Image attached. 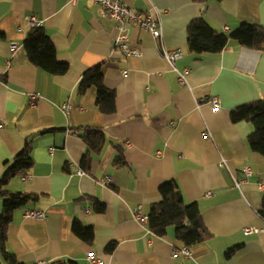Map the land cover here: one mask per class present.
Instances as JSON below:
<instances>
[{
  "label": "crops",
  "instance_id": "obj_1",
  "mask_svg": "<svg viewBox=\"0 0 264 264\" xmlns=\"http://www.w3.org/2000/svg\"><path fill=\"white\" fill-rule=\"evenodd\" d=\"M125 3L160 17L159 41L129 28L126 45L140 51L139 57L123 52L117 23L88 0H0V179L30 140L34 165L25 172L28 180L22 182L20 173L7 189L38 196L14 212L7 251L23 264H89L91 252L104 264H264V219L258 214L264 158L247 142L253 126L231 121L233 110L264 100V53L229 41L222 53L198 57L188 49V27L205 12L204 5ZM32 18L34 27L49 34L58 60L69 65L65 75L50 76L28 62L24 40L34 28ZM205 18L228 37L243 24L264 27V0L210 2ZM161 46L182 53L178 72L164 60ZM98 65L106 87L116 92L113 114L97 109L96 88L83 96L77 92L83 74ZM186 71L182 85L178 73ZM32 95L38 96L35 103ZM213 98L220 108L211 105ZM65 104L71 106L68 113ZM85 128L101 129L107 140L87 169L82 166ZM117 148L125 155L122 166L114 164ZM246 167L254 172L247 180ZM105 178L112 183L102 184ZM170 180L179 184L187 203L199 205L210 232L204 243L190 248L188 258L173 227L158 237L133 218L138 207L148 216L160 200V186ZM92 198L105 204L104 213L94 212ZM27 210L46 218H26ZM74 221L93 229V243L72 233ZM247 227L261 232L245 236ZM111 242L116 247L108 252Z\"/></svg>",
  "mask_w": 264,
  "mask_h": 264
},
{
  "label": "trees",
  "instance_id": "obj_2",
  "mask_svg": "<svg viewBox=\"0 0 264 264\" xmlns=\"http://www.w3.org/2000/svg\"><path fill=\"white\" fill-rule=\"evenodd\" d=\"M194 3L205 7L210 2L221 3L223 0H192ZM205 12L201 17L192 21L188 27V49L198 57L203 55H216L222 53L229 41H235L240 46L255 52L264 53V27L254 24H243L231 36H227L211 27L205 18ZM28 62L43 70L50 76H62L69 70V65L58 60V52L43 27H34L29 30L24 40ZM96 88L98 96L97 109L107 115L116 110V92L105 85L103 67L98 65L86 71L78 85V94L83 96L86 92ZM233 124L248 122L253 126L252 133L247 142L250 149L264 158V100H258L243 105L231 112ZM82 139L87 145V153L83 158V169L90 167L93 156L100 155L107 143L105 133L98 128H85ZM118 155L114 164L122 166L126 164L124 152L117 148ZM34 165L32 147L27 140L24 149L14 158L12 163L5 165V171L0 179V200L2 201V214L0 216V249L3 264H23L18 258L10 254L6 248L8 227L16 210L37 201V195L15 192L7 189V186L18 176L26 172ZM160 200L151 205L147 216V228L158 237H164L169 228L175 229V238L185 248H191L204 243L209 237L200 207L197 203H187L179 184L175 180L164 182L159 188ZM94 212H105V204L92 198ZM258 214L264 219V197ZM71 231L83 242L91 244L94 241L92 228L84 226L80 221H74ZM116 245L111 242L107 246L108 252H113ZM234 250H231L232 253ZM55 262L52 264H63Z\"/></svg>",
  "mask_w": 264,
  "mask_h": 264
},
{
  "label": "built area",
  "instance_id": "obj_3",
  "mask_svg": "<svg viewBox=\"0 0 264 264\" xmlns=\"http://www.w3.org/2000/svg\"><path fill=\"white\" fill-rule=\"evenodd\" d=\"M74 4L83 1V0H70ZM91 3L99 6L106 17H109L113 19L117 23V28L122 32V36L119 38V41H121L122 44V50L125 54L129 56H134V57H139L141 56V52L132 48H129L126 45V42L128 41V33H129V28L134 27L140 30H143L147 33H149L156 41L161 40L162 38V28H161V21L159 15H156L151 12L143 13V12H138L133 10L131 7H129L126 3L125 0H88ZM30 23V27L35 26V19L32 18ZM18 49L17 44L13 43L11 45V51L12 53H16V50ZM161 53L164 58V60L169 64L170 68L174 72H178L176 69V62L180 59L182 56V53L178 50H169L165 48L164 46H161ZM8 65L9 62H8ZM188 71L185 73L179 72V78L181 81V84L184 85L186 83V75ZM31 102L35 103L38 100V96L32 95L31 96ZM211 105L215 108L218 109L220 108V101L218 98H213L209 101ZM71 109V106L69 105H63L62 110L65 113H68ZM3 124L0 125V130H2ZM1 142V141H0ZM222 165L226 166V163L223 162ZM79 175H82V172H78ZM243 174L245 175V178L252 177L254 172L252 168L246 167L243 169ZM21 180L22 182H26L28 180V177L24 174L21 173ZM111 178H105L101 183L104 185H109L112 183ZM241 184V181L235 180V185L237 188H239ZM259 190L264 191V181H262L259 184ZM208 197H212V193L207 194ZM90 211L88 210L87 213ZM25 217L29 219H45L46 215L44 212L41 211H34V210H27L25 212ZM133 218L140 222L143 225L147 226V217L143 215L141 207H138L133 211ZM149 231V230H148ZM261 230H258L257 228L254 227H247L244 228L243 234L245 236H251L255 234H259ZM182 255L185 258H188L190 256V248H184L181 250ZM176 255L178 253L176 252ZM89 264H104L103 261L98 259L96 257V254L91 252L87 256Z\"/></svg>",
  "mask_w": 264,
  "mask_h": 264
},
{
  "label": "rangeland",
  "instance_id": "obj_4",
  "mask_svg": "<svg viewBox=\"0 0 264 264\" xmlns=\"http://www.w3.org/2000/svg\"><path fill=\"white\" fill-rule=\"evenodd\" d=\"M24 174H25V172H23ZM27 177H28V175L27 174H25Z\"/></svg>",
  "mask_w": 264,
  "mask_h": 264
},
{
  "label": "water",
  "instance_id": "obj_5",
  "mask_svg": "<svg viewBox=\"0 0 264 264\" xmlns=\"http://www.w3.org/2000/svg\"><path fill=\"white\" fill-rule=\"evenodd\" d=\"M204 11H206V7H205Z\"/></svg>",
  "mask_w": 264,
  "mask_h": 264
}]
</instances>
